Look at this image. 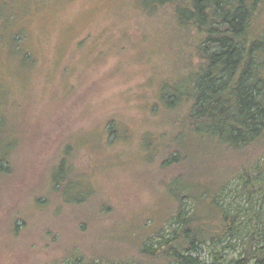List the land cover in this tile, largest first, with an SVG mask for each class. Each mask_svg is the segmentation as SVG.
<instances>
[{
	"label": "rangeland",
	"instance_id": "rangeland-1",
	"mask_svg": "<svg viewBox=\"0 0 264 264\" xmlns=\"http://www.w3.org/2000/svg\"><path fill=\"white\" fill-rule=\"evenodd\" d=\"M167 21L140 0H0V166H11L0 173V264L136 260L155 232L172 229L178 204L169 181L181 172L190 195L207 196L182 201L184 210L217 202L241 222L236 236L192 256L237 258L244 236L264 228V191L247 199L229 181L232 151L200 137L175 139L180 112L167 115L158 95L163 80L185 74L174 66L185 55ZM263 25L264 4L252 34ZM67 144L65 164L83 187L77 203H65L49 181ZM171 144L181 163L163 166Z\"/></svg>",
	"mask_w": 264,
	"mask_h": 264
},
{
	"label": "trees",
	"instance_id": "trees-1",
	"mask_svg": "<svg viewBox=\"0 0 264 264\" xmlns=\"http://www.w3.org/2000/svg\"><path fill=\"white\" fill-rule=\"evenodd\" d=\"M140 3L144 9L168 20L176 31L175 41L180 45L181 55H185L183 62L174 65L182 64L179 71L185 74L175 81L163 80L158 95L167 115L180 112L175 139L189 135L230 149L237 164L231 169L229 181L241 185L247 199L264 191V147L250 154L246 152L255 143L264 142V25L257 35L252 34L254 19L264 0H140ZM27 54L23 59H29ZM112 127L107 128L108 134H114ZM3 139L0 135V145ZM169 149L163 166L180 165V146L171 144ZM2 151L0 155H4ZM71 151L68 144L60 149L49 172L52 188L65 203H77L83 190L82 182L65 164ZM0 162L6 163L4 159ZM10 168L0 166V173H8ZM186 173L181 172L179 177L176 175L178 178L169 181V192L178 204L167 221L172 229L167 234L155 232L157 241L144 242L137 250L136 260L119 264H264V228L259 225L244 236L237 258L227 259L215 252L205 262L192 256L208 242L236 236L241 222L239 215L223 210L212 199L206 208L184 210V201L195 205L207 197L204 190L196 196L189 194L190 184L182 180ZM75 191V197H71L70 193ZM205 209L210 213H202ZM216 209L219 214L214 216ZM203 215L210 219H203ZM60 264L110 263L86 261L77 255Z\"/></svg>",
	"mask_w": 264,
	"mask_h": 264
}]
</instances>
